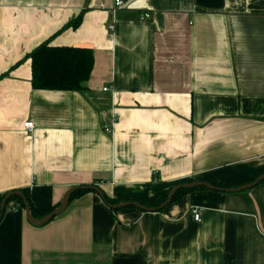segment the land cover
Listing matches in <instances>:
<instances>
[{"label":"crops","instance_id":"0c3cea01","mask_svg":"<svg viewBox=\"0 0 264 264\" xmlns=\"http://www.w3.org/2000/svg\"><path fill=\"white\" fill-rule=\"evenodd\" d=\"M115 1L0 0V204L25 190L46 209L88 184L156 199L190 178L264 174V0ZM49 38L93 49L84 89L33 87L31 59L18 62ZM0 264H264V182L160 211L114 212L87 192L42 225L11 202Z\"/></svg>","mask_w":264,"mask_h":264},{"label":"trees","instance_id":"16d2710c","mask_svg":"<svg viewBox=\"0 0 264 264\" xmlns=\"http://www.w3.org/2000/svg\"><path fill=\"white\" fill-rule=\"evenodd\" d=\"M82 19H83V11H81L74 19L66 23L62 27V29H60V31L68 27H71L74 29L78 28L81 25ZM27 58L31 59V65H32V79L31 80H32L33 87L36 89H51V90H81V89H84V83L90 79L93 68H94V64H95L94 51L91 47L73 46V45H62V46L54 45L51 43V38L43 41L42 43L37 45L35 48H33L24 58L19 60L18 63H20L21 61ZM259 175L261 174H256L250 180L237 183V184L221 182L215 178H200L198 180H206L220 187H233V186H240V185L252 182ZM195 180L197 179L190 178V179L182 180L178 184L192 182ZM260 182H264V179L261 180ZM201 189H209V188L204 185H197V186H192V187L183 186L177 190V192L175 193V195L173 196L169 204L179 200L183 195H185L188 192H191L194 190H201ZM212 190H215V189H212ZM13 191H16V190H13ZM21 191L26 195V198L30 203L31 213L36 218H41L47 215L48 213H50L57 207L56 205V206H52L46 209L37 208L32 202L30 194L26 192L25 190H21ZM170 191L156 199H132V200L139 201L148 207H158L164 201L167 200ZM87 192H96V190L92 188H78L70 194L68 203H70L76 197L81 196ZM6 194L4 195V197L6 196ZM103 200L107 205H109V203L115 204V203L121 202L118 199L110 197L108 194H106L105 191H104ZM11 202L19 204L20 206L25 208V201H24L23 196L20 194L14 193L7 200L2 217L7 211ZM132 206H135V205L131 204L126 207H132ZM126 207H122L119 209H116L113 207H110V208L114 212H117ZM164 208L157 209L156 211H160ZM0 212H1V204H0ZM55 217L56 216H54L51 220H53Z\"/></svg>","mask_w":264,"mask_h":264},{"label":"water","instance_id":"95a60500","mask_svg":"<svg viewBox=\"0 0 264 264\" xmlns=\"http://www.w3.org/2000/svg\"><path fill=\"white\" fill-rule=\"evenodd\" d=\"M196 3L199 6L206 7V8L220 9V8L224 7L225 0H196ZM263 179H264V174H261L252 182H249V183H246V184H243V185H240V186H233V187H220V186L214 185V184H212V183H210L209 181H206V180H195V181H192V182H186V183L177 184L176 186H174L171 189L167 200L164 201L158 207H148V206L144 205L143 203H141L139 201H136V200L135 201L126 200V201H121V202L115 203V204L109 203V206L113 207V208H116V209H119V208L126 207L128 205L133 204V205H135V206H137V207H139V208H141L143 210L155 211L157 209L164 208L166 205H168L171 202V200H172L173 196L175 195V193L177 192V190L180 189L183 186L184 187H192V186H197V185H204V186L208 187L209 189H215V190H218V191H227V192L228 191H241V190H244V189H249V188L254 187L258 183H260V181L263 180ZM78 188H92V189L96 190V192H98V194L102 198H104V191L98 185L88 184V185L72 186L65 193V195H64V197L62 199V202H61V204L59 206H57L53 211H51L47 215H45V216H43L41 218H36L31 213L30 203L27 200L26 195L21 190L10 191V192H8L6 194V196L4 197V199H3L2 203H1L0 220H1V217H2V214H3V211L5 209L7 200L10 198V196L12 194L17 193V194L22 195L23 198H24L25 210H26V215H27L28 219L34 224H38V225L45 224V223L49 222L54 216L62 213L66 209V207L68 205V202H69L70 194L73 191H75L76 189H78Z\"/></svg>","mask_w":264,"mask_h":264},{"label":"built area","instance_id":"2783aa9c","mask_svg":"<svg viewBox=\"0 0 264 264\" xmlns=\"http://www.w3.org/2000/svg\"><path fill=\"white\" fill-rule=\"evenodd\" d=\"M115 5H116L117 8L123 6V5H124V0H116V1H115ZM117 8H115V9H117ZM149 16H150V13H149V12H144L143 14H141V19H145V18H147V17H149ZM109 26H110V28L114 29V28H115V24H114V22L111 23ZM105 89H107V87H106ZM113 116H114V119H115V117H118V116H119V113H118V112H115ZM24 125H25V127H26L28 130H31V131L34 129V126H35L33 120H28V121H26V122L24 123ZM111 128H112V126H110V125H105V129H106V130L109 131V130H111ZM192 212H193L194 218H195L197 221H201V219H202V218H201V211H200L198 208L194 207V208L192 209Z\"/></svg>","mask_w":264,"mask_h":264}]
</instances>
